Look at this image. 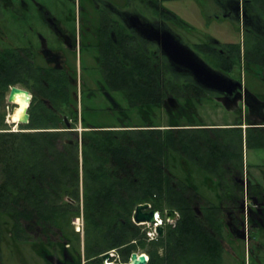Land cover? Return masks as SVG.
I'll use <instances>...</instances> for the list:
<instances>
[{
  "label": "flooded vegetation",
  "instance_id": "af4514ba",
  "mask_svg": "<svg viewBox=\"0 0 264 264\" xmlns=\"http://www.w3.org/2000/svg\"><path fill=\"white\" fill-rule=\"evenodd\" d=\"M209 1L215 18L225 17L237 23L243 34V41L238 43L239 53L213 39L210 42L193 43L211 67L241 83V88L237 87L230 98L197 86L190 75L171 67L160 45L149 39L168 30L192 48L190 41L172 25L179 23L175 15L160 5L158 0H145L147 4H144V0H69L75 5L74 30L71 33L60 26L56 19L45 14V23L53 35V40L49 42L30 23L29 13L33 0H0V136H16L18 143L21 134L58 131L69 138L66 141L79 142L78 186L81 191L77 200L65 198L72 204L77 203L79 209V214L71 222L72 234L65 235L48 222H45L43 233L40 226L36 225L35 217H16L13 220L17 228L11 230L12 236H16L13 237L15 243L29 244L33 250H39L49 264H97L93 262L95 258L86 259L84 252L82 132L172 129L173 134L179 136L178 143L184 141L188 148L187 154L169 152L170 163L162 167L167 176L173 179L171 185L190 188L201 195L192 200L193 209L197 216L202 217L200 207L207 206V231L211 233L208 227L213 218L211 208L213 205L218 208L221 230L220 235H215L222 246V256L230 255L238 264L241 259L237 258V253L242 252L244 258L248 256L249 259L252 255L254 261L261 264L258 254L261 251L264 254L261 243L264 241V185L255 177H249L248 171L244 170V145L250 143L255 148H264V93L259 97L249 87L252 76L255 72L257 75L263 73L264 66L258 61L252 62V67L243 65L241 56L246 59L244 49L247 42H264V0ZM34 33L37 39H34ZM148 59L152 62L159 83L156 88L160 92L158 102L151 95L154 86L148 85L146 81ZM86 70L94 77H86L84 80L83 72ZM120 71L123 72L124 81L116 83ZM12 88H18L27 96L28 103L24 112L27 114V122L15 121L12 117L19 107L14 100L19 92H15L10 100ZM83 91L87 92V99L93 98L92 101H96L98 95L112 100L110 106L101 109L117 110L125 116L129 111V115L133 113L132 116H137L136 119L131 117L132 121L117 124L84 123V108L88 111L94 109L87 107L90 103L87 100L84 107ZM248 92L261 103L254 102ZM116 93L123 95L127 107L112 99L111 94ZM233 96L236 97L235 103L231 99ZM209 97L228 114L223 123H198V119H201L195 108L196 102ZM38 103V106L43 109L46 107L56 115L57 128L19 127H26L30 122L31 112ZM156 107L164 109L167 119L164 127L151 120L152 115L157 117L154 111ZM230 115L235 116L233 122L228 121ZM193 116L197 117V121H194ZM143 118L148 121L146 124L138 121ZM186 129L207 130L205 147L200 154L190 149L193 143H189L192 139L186 138L187 133H180ZM188 134L195 135V132ZM178 150H183L180 144ZM201 153L207 165L198 163V155L202 156ZM16 156L15 179L18 184L24 177L21 175L18 152ZM124 171L128 173L125 176L131 179L130 167L124 166ZM198 187L212 190L216 201H212L209 196L206 198ZM147 210L158 212L161 226L165 229L169 224L166 215L153 209L149 203ZM175 212L177 216L174 217L173 225L179 218ZM77 217L80 218L78 222L75 220ZM131 221L144 231L147 241L160 238L157 231L153 239L147 238L146 232L151 225L148 226L146 222L137 224L134 211ZM80 230L82 233H79ZM76 234L79 236L78 248L74 238ZM20 235H24L27 240L20 241ZM36 236L43 238V241H35ZM125 245L108 249L102 254L114 250L119 255L121 247ZM102 254L99 255L100 263ZM109 256L111 261L116 259L113 255Z\"/></svg>",
  "mask_w": 264,
  "mask_h": 264
},
{
  "label": "trees",
  "instance_id": "16d2710c",
  "mask_svg": "<svg viewBox=\"0 0 264 264\" xmlns=\"http://www.w3.org/2000/svg\"><path fill=\"white\" fill-rule=\"evenodd\" d=\"M230 47L240 52L239 44ZM245 56L247 64L252 66V62L258 61L264 66V42L251 43L245 48ZM146 69L147 84L154 86L151 95L158 102L159 83L149 59ZM122 73L116 77V83L124 81ZM38 105L25 128H57L56 115ZM191 132L195 135L188 134ZM173 133L172 129L82 132L86 259L95 258L93 262L99 264L100 254L127 244L119 252L122 261L140 248L148 254L146 264H222L223 249L216 238L221 230L218 208L214 205L211 208L213 218L208 227L213 234L207 231V206L200 207L202 217L193 209L192 200L201 195L190 188L171 185L173 179L163 171L162 167L170 163L169 152L187 154V145L184 141L178 143L179 136ZM180 133H187L186 138L192 139L189 143H193L190 147L193 153L202 152L206 129H186ZM16 139L12 135L0 136V244L8 237H16L11 231L17 228L13 220L16 217H35L43 233L48 222L65 235L72 234L68 226L79 209L65 198L77 200L79 196V142L66 141L69 138L58 131H35L18 136V143ZM178 144L183 149L180 152ZM17 152L25 180L20 179L18 184L15 179ZM202 159L204 154L198 155V163L207 165ZM124 166L130 167L131 179L126 177ZM141 203H149L161 212L174 209L179 218L174 225H166L162 237L146 241L144 231L131 221L135 206ZM18 238L27 240L24 235ZM74 238L78 248L79 236L76 234Z\"/></svg>",
  "mask_w": 264,
  "mask_h": 264
},
{
  "label": "rangeland",
  "instance_id": "374dc122",
  "mask_svg": "<svg viewBox=\"0 0 264 264\" xmlns=\"http://www.w3.org/2000/svg\"><path fill=\"white\" fill-rule=\"evenodd\" d=\"M33 1H34L33 3L31 2V8L29 13L30 21H31L30 23L35 27L36 31L42 37L46 38L47 42L53 40V35L51 30L45 23V14L56 19L57 22L60 23V26L65 27L72 33L75 26L74 3L69 2V0H33ZM158 1L160 5H162L164 8H166L175 15L176 20L179 23H173L172 25L176 30H178L182 35H184L190 41L193 50H195L197 53H199L198 49L193 46V43L210 42V40L213 39L221 44H227V46L230 47L233 44L237 45L239 42L243 41L242 38L243 34L240 32L241 30L237 23L230 21L225 17H219V18L214 17L211 8L212 4L210 3L211 1L209 0H158ZM144 4H147L145 0H144ZM94 31H96L95 28ZM33 35H34V39H37L35 33ZM250 46H251V42H248L245 48L246 47L249 48ZM82 55L83 57H85V51H83ZM199 55L202 58H206L201 53H199ZM241 58L243 65L250 66L249 64H247L246 60L243 59L244 58L243 56H241ZM89 73L90 72L87 70L83 72L84 80L87 78L89 79V77L91 78L94 77L93 74L89 75ZM251 83L252 84H250L249 87L252 89V91L255 92L259 97H262L264 93V72L263 73L261 72L258 75L255 72L254 77L252 76ZM111 96L115 102L119 103L123 107H127L125 99L121 93L111 94ZM83 99H84L83 100L84 107L86 106L85 102L87 100V102L90 101L87 107L89 106L90 108L94 109L88 111L87 108H84L83 110V119L85 121L84 123H88L91 125L117 124L120 123L121 121H132V118L136 119L137 117V116H132L133 113L129 115V111L128 114H126L125 116L117 110L101 109L103 107L110 106L112 104V100H110L107 96L103 97L101 95H98L96 101L95 100L92 101L93 98L87 99V92L83 91ZM195 108L197 114L201 119V120L198 119V123L199 122H202L204 124L223 123L225 121V117L228 115L226 112L220 109L218 105L214 104V101L211 99V97H209L208 99L207 98L202 99L200 100L199 103L196 102ZM154 111L156 112L157 117L156 116L154 117L152 115L151 120L156 125H161V127L166 126L167 119L164 109L162 107H156L154 108ZM192 118H194V121H197L196 116H193ZM234 118L235 116L230 115L228 121L233 122ZM138 121H141L142 124H146L148 122L145 118ZM19 127L25 128V125H20ZM244 156H245L244 170L248 171L249 177L251 176L255 177L257 181H259L260 183H262V185H264V148H255L249 143L248 146L244 145ZM257 164L259 166L255 167ZM207 188L198 187L200 193L203 194L206 198L207 196H209L211 197L212 201H216V198H214V193L212 192V190H209ZM79 191H81V189H79ZM76 204L77 203H75V205ZM74 217L71 218L70 220L68 226L70 228L73 226L71 222L74 219ZM79 233H82L81 230ZM38 238L36 236L35 241H37ZM262 245L264 246V241L262 242ZM0 251H1L2 264H49L44 258L45 255H43L39 250L37 249L33 250L29 246V244L15 243L11 237L6 238L0 244ZM136 251L140 253H145L143 249L140 248H137ZM145 254L148 256L147 253ZM258 256H259L258 257L259 260L261 261V264H264L263 252L261 251V253L258 254ZM223 258L225 264H237L235 259H233L229 255H224ZM237 258L241 259V262L238 264H257L254 261V257L252 255L248 259V256L244 258V254L242 252H239L237 253Z\"/></svg>",
  "mask_w": 264,
  "mask_h": 264
},
{
  "label": "water",
  "instance_id": "95a60500",
  "mask_svg": "<svg viewBox=\"0 0 264 264\" xmlns=\"http://www.w3.org/2000/svg\"><path fill=\"white\" fill-rule=\"evenodd\" d=\"M157 34V31L156 33ZM150 40H155L161 47L163 55L167 58L169 64L174 69L187 73L190 75L194 83L205 90L214 91L230 98L234 90L237 87L241 88V83L224 73L211 67L195 50H193L189 45L184 44L180 41L179 37L172 34L168 30H163L160 35L149 37ZM15 92H20L18 88H12L10 94V100L13 99V94ZM247 92V91H246ZM249 93V92H248ZM252 100L256 103H261L257 98H255L251 93ZM232 102H236V97H231ZM22 122H27V114L24 113ZM148 203H141L135 207L134 210V220L137 223L155 221L154 210H147ZM174 209L166 210V217L173 219L175 217ZM156 231L160 237L164 234V227L159 225ZM109 253H104L101 255V263L105 264V260L109 259ZM130 263L132 264H146L145 256H137L136 252H132L130 255ZM129 264V262L127 263Z\"/></svg>",
  "mask_w": 264,
  "mask_h": 264
},
{
  "label": "built area",
  "instance_id": "2783aa9c",
  "mask_svg": "<svg viewBox=\"0 0 264 264\" xmlns=\"http://www.w3.org/2000/svg\"><path fill=\"white\" fill-rule=\"evenodd\" d=\"M163 213L166 215V210H164ZM175 216H177V215L175 214ZM154 218H155V221L153 223L146 222L147 225L148 224L151 225V227L146 232V236L150 240L153 239V237L157 234L156 233L157 226L161 225V220H160V218L158 216V212L157 211H155V213H154ZM75 220H76V222H78V221H80V218L77 217ZM174 221H175L174 218L173 219H169V218L166 217V222L173 224ZM140 223H142V222H140ZM76 224H78V223H76ZM134 252L137 253V256H139L141 254L144 255L145 256L146 263L148 262L149 257L145 253H140V252H137V251H134ZM108 253L110 255L115 256L116 259L115 260H112V261L110 259H107V260L104 261L105 264H127L128 262H129V264H132V263H130V255L131 254L129 255V257L127 258L126 261H122L121 258H120V256L117 255L114 250H110V251H108Z\"/></svg>",
  "mask_w": 264,
  "mask_h": 264
},
{
  "label": "bare ground",
  "instance_id": "6f19581e",
  "mask_svg": "<svg viewBox=\"0 0 264 264\" xmlns=\"http://www.w3.org/2000/svg\"><path fill=\"white\" fill-rule=\"evenodd\" d=\"M26 98H27V96L24 92H19L14 96V100L16 102H18V104H19V107L16 108V110L14 111L13 116H12L15 121L21 120V118H22V116H23V114L27 108L28 100Z\"/></svg>",
  "mask_w": 264,
  "mask_h": 264
},
{
  "label": "crops",
  "instance_id": "0c3cea01",
  "mask_svg": "<svg viewBox=\"0 0 264 264\" xmlns=\"http://www.w3.org/2000/svg\"><path fill=\"white\" fill-rule=\"evenodd\" d=\"M262 243V242H261ZM224 255H227V254H224ZM224 255L222 256V264H225V262H224ZM230 256V255H229ZM231 257V256H230ZM258 264V263H257Z\"/></svg>",
  "mask_w": 264,
  "mask_h": 264
}]
</instances>
